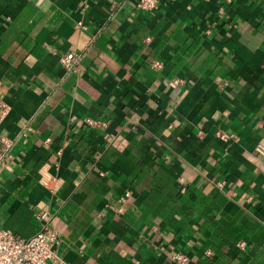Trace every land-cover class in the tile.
I'll use <instances>...</instances> for the list:
<instances>
[{
    "label": "crops",
    "instance_id": "crops-1",
    "mask_svg": "<svg viewBox=\"0 0 264 264\" xmlns=\"http://www.w3.org/2000/svg\"><path fill=\"white\" fill-rule=\"evenodd\" d=\"M136 3L0 0V229L46 208L66 264H264V0Z\"/></svg>",
    "mask_w": 264,
    "mask_h": 264
},
{
    "label": "built area",
    "instance_id": "built-area-1",
    "mask_svg": "<svg viewBox=\"0 0 264 264\" xmlns=\"http://www.w3.org/2000/svg\"><path fill=\"white\" fill-rule=\"evenodd\" d=\"M229 1V0H227ZM137 7L151 11L156 8L157 0H137ZM209 33V30H207ZM60 63L64 68L72 69L76 64L75 56L72 52L60 57ZM9 110L8 104L0 95V123L3 121ZM83 122L94 128H106V122L93 118H85ZM221 138H226V134H219ZM0 166L5 159L10 156L9 150L12 145L11 139L0 136ZM255 151L264 157V145L258 143ZM129 196L126 191L120 200ZM37 230L29 238H24L6 229H0V264H66L58 254L57 246L59 234L53 227L52 216L46 208H40L34 213ZM239 248L244 247L243 242H238ZM175 264H184L188 260V255L181 251H176L172 257Z\"/></svg>",
    "mask_w": 264,
    "mask_h": 264
}]
</instances>
